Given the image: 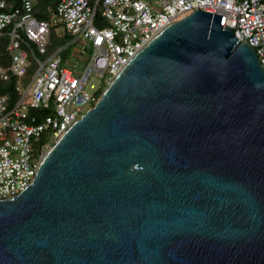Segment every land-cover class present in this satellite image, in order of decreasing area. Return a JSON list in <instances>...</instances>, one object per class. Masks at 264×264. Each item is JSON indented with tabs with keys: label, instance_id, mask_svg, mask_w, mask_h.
Returning a JSON list of instances; mask_svg holds the SVG:
<instances>
[{
	"label": "water",
	"instance_id": "obj_1",
	"mask_svg": "<svg viewBox=\"0 0 264 264\" xmlns=\"http://www.w3.org/2000/svg\"><path fill=\"white\" fill-rule=\"evenodd\" d=\"M225 20L126 62L0 199V264H264V65Z\"/></svg>",
	"mask_w": 264,
	"mask_h": 264
},
{
	"label": "built area",
	"instance_id": "obj_2",
	"mask_svg": "<svg viewBox=\"0 0 264 264\" xmlns=\"http://www.w3.org/2000/svg\"><path fill=\"white\" fill-rule=\"evenodd\" d=\"M49 20L35 15L38 0H21L7 10L0 0V36L8 38L9 65L0 64V79L27 75L17 83L19 99L8 105L0 93V199L22 192L37 175L46 148L56 142L97 100L86 85L94 73L111 81L126 62L167 24L205 10L223 14L235 36L251 44L264 65V0H56ZM53 27L73 39L44 57ZM62 34V33H59ZM64 34V33H63ZM75 44L72 57L65 53ZM51 109L40 116L37 110ZM33 110L34 112H32ZM41 137L44 141L38 144Z\"/></svg>",
	"mask_w": 264,
	"mask_h": 264
},
{
	"label": "trees",
	"instance_id": "obj_3",
	"mask_svg": "<svg viewBox=\"0 0 264 264\" xmlns=\"http://www.w3.org/2000/svg\"><path fill=\"white\" fill-rule=\"evenodd\" d=\"M6 2H7L6 9L12 10L20 5L21 0H6ZM56 2H57L56 0H38L35 8V15L39 19L49 20L51 17V13H49L47 9L49 6H54ZM90 2L93 4L95 0H90ZM72 39L73 36L70 32L65 31L64 34H59L57 32V27H53L51 31V44L48 48L47 54L44 57L50 55L57 49L67 45ZM7 42H8L7 37L0 36V64L5 66L9 65L11 60L9 53H7L6 51ZM35 69H36L35 62L33 61L32 58H29L28 72L24 78L19 80V78H17L16 76H12L11 79L8 81H3L0 79V93H3L8 96L9 106H12L20 97V93L16 90L17 83L21 81L23 85L27 84L30 81ZM103 90L97 93L98 98L100 97ZM31 111L34 112L33 110ZM50 112L51 109H45V110H37L35 113H40V116H43L49 114ZM42 141H44V137H41L38 144L41 143Z\"/></svg>",
	"mask_w": 264,
	"mask_h": 264
},
{
	"label": "rangeland",
	"instance_id": "obj_4",
	"mask_svg": "<svg viewBox=\"0 0 264 264\" xmlns=\"http://www.w3.org/2000/svg\"><path fill=\"white\" fill-rule=\"evenodd\" d=\"M58 28V27H57ZM60 29L57 30L58 33H65L62 29V27H59ZM74 47H75V44H72L70 46V48L68 49V51L66 52V55L68 57H72L73 55V51H74ZM110 81H106L104 82V78L98 74H92L89 79H88V82H87V85H86V90L88 93L92 94V93H95V92H99L103 89H105L107 87V85L109 84ZM54 144V142H52L47 148L46 150L48 151L49 148Z\"/></svg>",
	"mask_w": 264,
	"mask_h": 264
}]
</instances>
